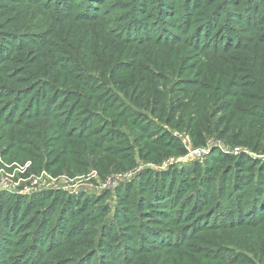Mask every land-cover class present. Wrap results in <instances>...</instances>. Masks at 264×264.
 <instances>
[{
	"label": "rangeland",
	"instance_id": "1",
	"mask_svg": "<svg viewBox=\"0 0 264 264\" xmlns=\"http://www.w3.org/2000/svg\"><path fill=\"white\" fill-rule=\"evenodd\" d=\"M88 1L0 0V264H264V0Z\"/></svg>",
	"mask_w": 264,
	"mask_h": 264
},
{
	"label": "trees",
	"instance_id": "2",
	"mask_svg": "<svg viewBox=\"0 0 264 264\" xmlns=\"http://www.w3.org/2000/svg\"><path fill=\"white\" fill-rule=\"evenodd\" d=\"M88 1V0H87ZM139 0H136V2H138ZM245 0H239V3L244 2ZM89 3H93V0H89ZM93 9V8H91ZM173 44H177V43H183L184 40H175L172 41ZM171 91V90H170ZM124 95H130V98H134L136 97L137 99H135L134 101V107H135V115H139V112H147L150 111L152 114H159L161 117L163 118V116L165 115V113L168 110L167 107V102H166V97L164 96V94L162 93L161 90H154V91H150L149 89L143 88L141 91H139L138 93L134 92H129V89H124L121 91ZM115 94L118 93H113L112 95L114 96ZM188 102L185 105L179 104V102L175 103V108L173 110L169 111V115L166 116V122L169 124H172L174 122V115L173 112L175 114V111L180 110V114L182 115L181 118H186L189 115L190 116H199L200 118H206L207 117V108L205 107V105L203 107L198 106V103L192 101L191 98H187ZM113 106V105H112ZM120 116L123 118L121 125L124 126L127 124V121L124 118L123 114H120ZM142 117V116H140ZM228 123V122H226ZM213 122L208 121L206 123V126L204 128L203 125H200L199 121H191L189 122V129H190V133H191V137L194 140V143L196 146H202L205 144V139L212 133L215 131L214 127H213ZM225 129L226 132H229V125L226 124L225 125ZM220 136H225V135H220ZM135 138V137H134ZM137 138V137H136ZM13 139V138H12ZM240 143H244V144H248L250 145L251 142H246L245 140H242V142ZM239 144V143H237ZM248 158L244 157V156H233V155H227L226 160H228L231 163H234V165L237 166H245L246 164V160ZM36 170V169H35ZM2 201V200H1ZM1 210V208H0ZM1 215V212H0ZM92 244V240H90L89 245L90 246ZM72 248V247H71Z\"/></svg>",
	"mask_w": 264,
	"mask_h": 264
},
{
	"label": "built area",
	"instance_id": "3",
	"mask_svg": "<svg viewBox=\"0 0 264 264\" xmlns=\"http://www.w3.org/2000/svg\"><path fill=\"white\" fill-rule=\"evenodd\" d=\"M203 152H204V149L201 148V147H198V148L192 149L191 152H190V155H198L199 156Z\"/></svg>",
	"mask_w": 264,
	"mask_h": 264
}]
</instances>
